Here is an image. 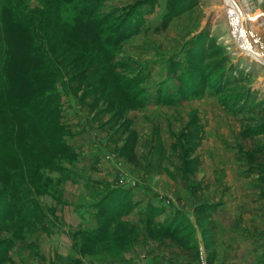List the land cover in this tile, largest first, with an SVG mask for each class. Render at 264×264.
Segmentation results:
<instances>
[{"label":"rangeland","instance_id":"374dc122","mask_svg":"<svg viewBox=\"0 0 264 264\" xmlns=\"http://www.w3.org/2000/svg\"><path fill=\"white\" fill-rule=\"evenodd\" d=\"M237 1L263 13L246 30L264 54V0ZM101 9L105 26L140 28L108 43L65 0H0V264H91L137 245L189 264H264V60L234 37L226 0ZM47 94L46 129L28 124L19 106ZM127 179L161 230L129 212L122 241L81 247L74 237L99 228L98 202Z\"/></svg>","mask_w":264,"mask_h":264},{"label":"trees","instance_id":"16d2710c","mask_svg":"<svg viewBox=\"0 0 264 264\" xmlns=\"http://www.w3.org/2000/svg\"><path fill=\"white\" fill-rule=\"evenodd\" d=\"M66 2H69L70 4L74 5V9L77 10L78 15L82 18H85L86 20L91 21L93 26L98 27V29L103 31H108L107 35H103V39L105 42H111L114 43L115 41H119L123 39L126 35L131 34L130 32L132 29L137 30L140 28V22H136L134 20V27L127 28V31L124 33V26L122 23L119 24H107L106 26L103 24L109 17H112L111 13H108L104 16L99 15V11H101L104 0H65ZM174 9L168 10L166 13L167 19L172 17L174 15ZM142 26V25H141ZM112 27V28H111ZM140 30V29H139ZM120 31L119 34L117 32ZM123 31V32H122ZM55 71V70H54ZM190 85H194V83H191ZM27 98V97H26ZM35 98V99H34ZM33 99L29 97L27 100H24V105L19 106L18 108V114L22 115L23 118L28 124L30 123H37L39 126L43 125L46 129L47 127V119L45 116L49 114V112L45 115V111L47 108L50 107L51 101L54 98L53 94H47L43 97H34ZM49 116V115H48ZM47 116V117H48ZM53 124V123H52ZM42 129L38 132L37 136L40 137V139L46 140L48 146L52 145V148L58 147L55 146V143H58L61 139L57 138L58 134L55 136V134L52 132L50 135L46 134V136H43V132H41ZM2 134L0 133V139L2 138ZM57 140H56V138ZM26 142H31V138H26ZM53 143V141H55ZM57 145V144H56ZM65 155L69 157L70 150L69 147L65 141ZM23 154H19L18 159H22ZM37 155H35L36 158ZM32 157V156H31ZM69 175V174H67ZM114 190L107 195L103 196L100 201L97 204V214L96 219L98 221H101V224H99V228L97 230H91L90 232L87 231L86 233L78 234V236H75V238L78 240L80 238L81 240V247L83 245L87 246H97L103 241H112L113 243L122 241L124 239L123 233L119 232L117 230V221L122 214L129 213L133 207L135 206V202L132 199V195L126 190L121 189L119 186H114ZM125 192V193H124ZM106 194V193H105ZM159 214V211L157 212ZM156 213V214H157ZM153 215V218L155 215ZM145 215V221L149 225V227H156V231H160L156 226L157 222H154L153 220L150 222L148 221L149 218V210L144 211ZM114 225V226H113ZM75 246L78 247V243H75ZM2 255H0V258ZM77 264H86L82 258L77 260Z\"/></svg>","mask_w":264,"mask_h":264},{"label":"crops","instance_id":"0c3cea01","mask_svg":"<svg viewBox=\"0 0 264 264\" xmlns=\"http://www.w3.org/2000/svg\"><path fill=\"white\" fill-rule=\"evenodd\" d=\"M129 184H131V185H129ZM134 184H135V182H133V180H131V182H130V180L127 179V181L125 182L124 189H126L131 194L130 189L132 187H134ZM116 186H119V185H116ZM132 199L135 202V206L133 207V209L130 212L133 213L135 211V212H139L140 214L142 213V215H141L142 218L140 220H141L142 224L147 226L146 225L147 222L145 221V215H144V211L146 209L144 208V205L141 206V204H143V203H141V202L139 203V200H138L139 196L137 194L132 196ZM138 204H140V205H138ZM160 215L161 214H159L157 216V219H159ZM72 237H74V236H72ZM259 248H261V247H259ZM147 250L148 249L145 248L143 245L142 246L137 245L135 248L131 249L130 251L124 252V253L116 255V256H112L111 258H102L101 261H99L98 258H90V261H92L91 264H166L165 262H167L168 264H189V263H187V261H181L179 259L176 260V259H173L171 257H162V256H159V255L154 254L152 252H149ZM257 251H258V248H257ZM260 252H261V249H259V253ZM104 256H106V255H104ZM101 257H103V255ZM82 259L84 260V262L86 264H89L88 260H86L84 258H82ZM228 259L231 260L230 258H228ZM192 264H197V263H192ZM198 264H207V258H204L203 262H200Z\"/></svg>","mask_w":264,"mask_h":264},{"label":"bare ground","instance_id":"6f19581e","mask_svg":"<svg viewBox=\"0 0 264 264\" xmlns=\"http://www.w3.org/2000/svg\"><path fill=\"white\" fill-rule=\"evenodd\" d=\"M226 3L228 4L229 16L234 24V29H235L234 37L237 38L242 43L243 49L253 54L256 60H258V57H260L259 61L264 60V54L256 50L252 46V43L250 41V38L246 30V23H247L246 20H254L263 13L258 14L257 16L256 15H252V16L246 15L241 5L239 4L240 2H238L237 0H226Z\"/></svg>","mask_w":264,"mask_h":264}]
</instances>
